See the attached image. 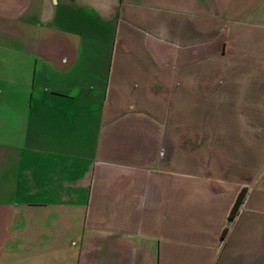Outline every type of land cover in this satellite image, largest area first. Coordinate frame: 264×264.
I'll use <instances>...</instances> for the list:
<instances>
[{
    "label": "crops",
    "instance_id": "crops-1",
    "mask_svg": "<svg viewBox=\"0 0 264 264\" xmlns=\"http://www.w3.org/2000/svg\"><path fill=\"white\" fill-rule=\"evenodd\" d=\"M8 167L0 264H264V0H0Z\"/></svg>",
    "mask_w": 264,
    "mask_h": 264
},
{
    "label": "rangeland",
    "instance_id": "rangeland-1",
    "mask_svg": "<svg viewBox=\"0 0 264 264\" xmlns=\"http://www.w3.org/2000/svg\"><path fill=\"white\" fill-rule=\"evenodd\" d=\"M0 172H2V176L1 178L3 180H6V179H9L10 178V175H11V170L10 168H3V169H0Z\"/></svg>",
    "mask_w": 264,
    "mask_h": 264
},
{
    "label": "trees",
    "instance_id": "trees-1",
    "mask_svg": "<svg viewBox=\"0 0 264 264\" xmlns=\"http://www.w3.org/2000/svg\"><path fill=\"white\" fill-rule=\"evenodd\" d=\"M244 194H245L244 191H242V192L239 194V197H238V199H237L236 205H235V207L233 208L231 215H234V213H235L236 210L238 209L239 204L243 201Z\"/></svg>",
    "mask_w": 264,
    "mask_h": 264
}]
</instances>
